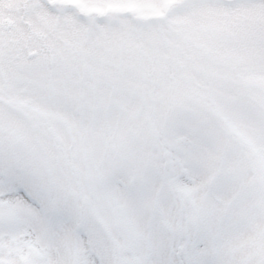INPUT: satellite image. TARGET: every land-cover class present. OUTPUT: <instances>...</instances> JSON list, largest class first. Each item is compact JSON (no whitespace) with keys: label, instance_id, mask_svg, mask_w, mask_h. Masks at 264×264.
I'll use <instances>...</instances> for the list:
<instances>
[{"label":"snow or ice","instance_id":"obj_1","mask_svg":"<svg viewBox=\"0 0 264 264\" xmlns=\"http://www.w3.org/2000/svg\"><path fill=\"white\" fill-rule=\"evenodd\" d=\"M0 264H264V0H0Z\"/></svg>","mask_w":264,"mask_h":264}]
</instances>
